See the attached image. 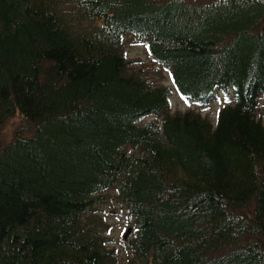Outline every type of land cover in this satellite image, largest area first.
<instances>
[{"label": "trees", "instance_id": "obj_1", "mask_svg": "<svg viewBox=\"0 0 264 264\" xmlns=\"http://www.w3.org/2000/svg\"><path fill=\"white\" fill-rule=\"evenodd\" d=\"M126 36L214 120L172 110ZM260 98L264 0H0V127L25 121L0 141V264H264Z\"/></svg>", "mask_w": 264, "mask_h": 264}, {"label": "rangeland", "instance_id": "obj_2", "mask_svg": "<svg viewBox=\"0 0 264 264\" xmlns=\"http://www.w3.org/2000/svg\"><path fill=\"white\" fill-rule=\"evenodd\" d=\"M190 1H204V0H190ZM124 51L127 58L131 62L132 68H140L142 73L145 74L153 83L162 84L171 88L170 105L174 111L194 109L201 114H206L212 121L215 117V110L219 106V102L212 101L209 105L201 107L195 103H187L179 93H176L173 88V82H171L170 73L168 70H164L156 61H153L149 56V51L146 48L145 43L136 42L133 36H126L124 39ZM259 106L257 108L258 115L264 120V98L259 99ZM153 116H146L144 122L152 119ZM25 123L22 115L19 112L14 113L11 117L7 118L3 125L0 127V141L4 144L6 141L13 137V132L16 127ZM101 203L97 205L98 214L103 221L108 225L107 236L111 240V244L120 251V258L125 254L123 250L122 242L128 240L131 236L132 217L127 216V210L116 202L112 192H105L101 197ZM249 210H245L248 212ZM131 228L129 234L123 238V233Z\"/></svg>", "mask_w": 264, "mask_h": 264}, {"label": "water", "instance_id": "obj_3", "mask_svg": "<svg viewBox=\"0 0 264 264\" xmlns=\"http://www.w3.org/2000/svg\"><path fill=\"white\" fill-rule=\"evenodd\" d=\"M131 228L129 227L124 233H123V238H125L129 232H130Z\"/></svg>", "mask_w": 264, "mask_h": 264}]
</instances>
